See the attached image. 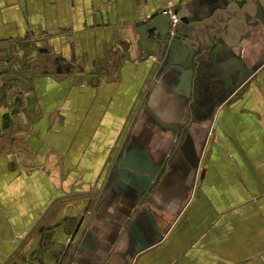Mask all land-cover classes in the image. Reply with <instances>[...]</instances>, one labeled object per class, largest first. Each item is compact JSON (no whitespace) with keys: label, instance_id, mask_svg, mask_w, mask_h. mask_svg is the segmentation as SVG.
<instances>
[{"label":"crops","instance_id":"obj_1","mask_svg":"<svg viewBox=\"0 0 264 264\" xmlns=\"http://www.w3.org/2000/svg\"><path fill=\"white\" fill-rule=\"evenodd\" d=\"M0 264H264L253 0H0Z\"/></svg>","mask_w":264,"mask_h":264},{"label":"water","instance_id":"obj_2","mask_svg":"<svg viewBox=\"0 0 264 264\" xmlns=\"http://www.w3.org/2000/svg\"><path fill=\"white\" fill-rule=\"evenodd\" d=\"M144 31L140 32L144 36L145 41L150 39L153 35V44L160 50L161 46L168 43L169 39V28H170V17L168 15H159L157 18L143 24ZM179 38L176 35L173 39ZM80 224L77 226L75 233L78 231ZM68 247L66 248V250Z\"/></svg>","mask_w":264,"mask_h":264},{"label":"flooded vegetation","instance_id":"obj_3","mask_svg":"<svg viewBox=\"0 0 264 264\" xmlns=\"http://www.w3.org/2000/svg\"><path fill=\"white\" fill-rule=\"evenodd\" d=\"M261 18L264 19V0H253V20Z\"/></svg>","mask_w":264,"mask_h":264},{"label":"built area","instance_id":"obj_4","mask_svg":"<svg viewBox=\"0 0 264 264\" xmlns=\"http://www.w3.org/2000/svg\"><path fill=\"white\" fill-rule=\"evenodd\" d=\"M171 7H167L162 12H160V15H168L170 17V29H171V34L173 33V28H176L179 24V18L178 16L172 12Z\"/></svg>","mask_w":264,"mask_h":264},{"label":"rangeland","instance_id":"obj_5","mask_svg":"<svg viewBox=\"0 0 264 264\" xmlns=\"http://www.w3.org/2000/svg\"><path fill=\"white\" fill-rule=\"evenodd\" d=\"M173 30H174V31H173V33L171 34V29H170V34H169V39H168V41H170V39L173 37L174 33L176 32V31H175V28H173ZM168 43H169V42H168ZM168 43H167V44H168Z\"/></svg>","mask_w":264,"mask_h":264}]
</instances>
